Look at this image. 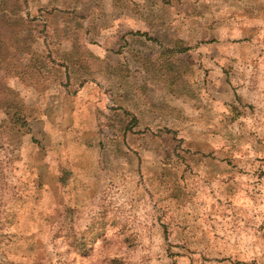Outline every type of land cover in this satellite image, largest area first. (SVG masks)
Here are the masks:
<instances>
[{
    "label": "rangeland",
    "instance_id": "1",
    "mask_svg": "<svg viewBox=\"0 0 264 264\" xmlns=\"http://www.w3.org/2000/svg\"><path fill=\"white\" fill-rule=\"evenodd\" d=\"M0 8V264H264V3Z\"/></svg>",
    "mask_w": 264,
    "mask_h": 264
},
{
    "label": "crops",
    "instance_id": "2",
    "mask_svg": "<svg viewBox=\"0 0 264 264\" xmlns=\"http://www.w3.org/2000/svg\"><path fill=\"white\" fill-rule=\"evenodd\" d=\"M38 1V0H37ZM259 1H261L262 3H264V0H259ZM260 13H256L255 15H251L250 17H247L248 18V23L250 24V25H254V24H257L258 26H263L264 25V21H259V19H260ZM244 17H245V15H244ZM221 66H222V64H220ZM219 70H220V73L222 74V71H221V69L219 68Z\"/></svg>",
    "mask_w": 264,
    "mask_h": 264
},
{
    "label": "trees",
    "instance_id": "3",
    "mask_svg": "<svg viewBox=\"0 0 264 264\" xmlns=\"http://www.w3.org/2000/svg\"><path fill=\"white\" fill-rule=\"evenodd\" d=\"M4 13H6V11L4 10V8H0V21L3 20L4 17H6V15ZM176 51L177 52H180L182 50L179 49V50H176ZM131 120H133V118H131ZM127 123H125V124L122 123L121 125H119V130H121L122 132H125L128 129V127H129V125Z\"/></svg>",
    "mask_w": 264,
    "mask_h": 264
}]
</instances>
